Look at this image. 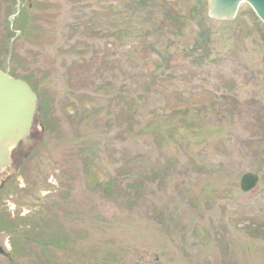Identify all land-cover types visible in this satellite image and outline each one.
<instances>
[{"label":"rangeland","instance_id":"374dc122","mask_svg":"<svg viewBox=\"0 0 264 264\" xmlns=\"http://www.w3.org/2000/svg\"><path fill=\"white\" fill-rule=\"evenodd\" d=\"M170 1L205 14L206 0ZM23 3L29 17L10 51L3 24L15 4L0 0V62L50 97L60 133L19 165L29 191L7 182L14 194L1 193L0 207L21 234L63 245L42 253L23 239L27 256L0 254V264H264V157L249 111L264 103V29L249 7L234 21L173 29L151 2ZM162 55L171 57L161 64ZM207 93L243 107L227 116ZM177 101L198 106L170 116ZM249 170L260 181L244 193ZM11 234L0 231L9 255Z\"/></svg>","mask_w":264,"mask_h":264},{"label":"water","instance_id":"95a60500","mask_svg":"<svg viewBox=\"0 0 264 264\" xmlns=\"http://www.w3.org/2000/svg\"><path fill=\"white\" fill-rule=\"evenodd\" d=\"M241 1L249 2L264 22V0H208V13L216 18H232ZM38 110V95L21 79L0 70V175L12 168L13 157L30 135ZM256 182L255 175L246 174L241 187L248 190Z\"/></svg>","mask_w":264,"mask_h":264},{"label":"trees","instance_id":"16d2710c","mask_svg":"<svg viewBox=\"0 0 264 264\" xmlns=\"http://www.w3.org/2000/svg\"><path fill=\"white\" fill-rule=\"evenodd\" d=\"M18 24H19V26L22 28L21 24L23 25V23H22V22H19ZM23 26H24V25H23ZM23 28H24V27H23ZM45 114H46V111H45Z\"/></svg>","mask_w":264,"mask_h":264}]
</instances>
